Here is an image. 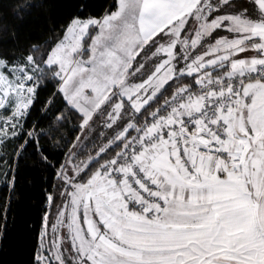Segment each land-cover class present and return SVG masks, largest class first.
Segmentation results:
<instances>
[{
  "label": "snow or ice",
  "instance_id": "obj_1",
  "mask_svg": "<svg viewBox=\"0 0 264 264\" xmlns=\"http://www.w3.org/2000/svg\"><path fill=\"white\" fill-rule=\"evenodd\" d=\"M86 7L42 46L0 51V180L14 194L27 160L56 168L29 264H264V0ZM49 86L44 130L28 121ZM69 116L82 135L57 166L43 142Z\"/></svg>",
  "mask_w": 264,
  "mask_h": 264
},
{
  "label": "trees",
  "instance_id": "obj_2",
  "mask_svg": "<svg viewBox=\"0 0 264 264\" xmlns=\"http://www.w3.org/2000/svg\"><path fill=\"white\" fill-rule=\"evenodd\" d=\"M115 2L116 0H0V51L21 56L32 45L42 46L45 41H50L51 29L56 28L59 32L68 20L79 12L80 6L87 5L85 15L102 16ZM17 3H31L34 7L29 15L18 19L13 11ZM53 91L54 88L51 86L40 90L39 100L32 109L29 124L39 121L44 130L48 129L50 122L56 125L52 114L60 107V102L57 101L50 109L44 105V101L50 98ZM65 112L68 115L66 109ZM62 123L64 127L59 128L56 146L53 147L50 141L43 142L51 153L52 162L57 166L64 159L59 154L64 143L73 141L76 135H82L81 132L76 131L79 121L71 116ZM96 131L88 133L84 141L87 151H91L95 146L92 138L96 135ZM99 142L97 140L95 143ZM31 152L30 148L29 155ZM26 162L28 167L21 168L14 194L0 180V204L5 208L10 206L11 222L15 225L9 231L7 238L0 241V264H29L35 243V231L39 230L45 207V192L53 191L52 186L57 183L56 168H36L35 158Z\"/></svg>",
  "mask_w": 264,
  "mask_h": 264
},
{
  "label": "rangeland",
  "instance_id": "obj_3",
  "mask_svg": "<svg viewBox=\"0 0 264 264\" xmlns=\"http://www.w3.org/2000/svg\"><path fill=\"white\" fill-rule=\"evenodd\" d=\"M65 115H66V112L64 113ZM63 122H65V121H63ZM62 123V122H61Z\"/></svg>",
  "mask_w": 264,
  "mask_h": 264
}]
</instances>
